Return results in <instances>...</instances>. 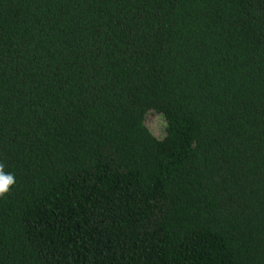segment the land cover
<instances>
[{
  "label": "trees",
  "instance_id": "trees-1",
  "mask_svg": "<svg viewBox=\"0 0 264 264\" xmlns=\"http://www.w3.org/2000/svg\"><path fill=\"white\" fill-rule=\"evenodd\" d=\"M0 164V264H264V0H0Z\"/></svg>",
  "mask_w": 264,
  "mask_h": 264
},
{
  "label": "rangeland",
  "instance_id": "rangeland-1",
  "mask_svg": "<svg viewBox=\"0 0 264 264\" xmlns=\"http://www.w3.org/2000/svg\"><path fill=\"white\" fill-rule=\"evenodd\" d=\"M146 123L154 135L158 138H164L166 136V120L164 117L157 113H150L147 116Z\"/></svg>",
  "mask_w": 264,
  "mask_h": 264
},
{
  "label": "clouds",
  "instance_id": "clouds-1",
  "mask_svg": "<svg viewBox=\"0 0 264 264\" xmlns=\"http://www.w3.org/2000/svg\"><path fill=\"white\" fill-rule=\"evenodd\" d=\"M14 184V174L5 173L4 166L0 164V197L7 195Z\"/></svg>",
  "mask_w": 264,
  "mask_h": 264
}]
</instances>
